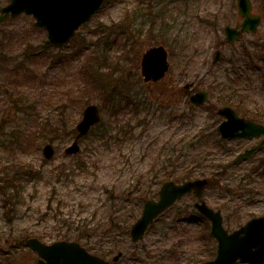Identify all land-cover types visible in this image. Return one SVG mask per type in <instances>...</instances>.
<instances>
[{
    "label": "rangeland",
    "instance_id": "1",
    "mask_svg": "<svg viewBox=\"0 0 264 264\" xmlns=\"http://www.w3.org/2000/svg\"><path fill=\"white\" fill-rule=\"evenodd\" d=\"M251 1L252 11L262 17L257 32L219 46L225 60L210 71L212 53L224 39L222 27L241 21L236 0H104L68 42L49 47L43 43L46 32L31 29L30 15L20 14L0 24V171L11 160H19L38 173H20L22 198L17 206H3L5 194L0 190L3 264H36L37 254L25 239L39 234L43 242L51 243L61 239L58 235L68 226L78 236L71 239L91 252L96 243L105 241L103 256L110 264H198L212 257L216 244L210 226L188 220L195 213L189 197L159 216L140 241L132 243L128 234L142 200L156 198L163 180L150 185L146 194L142 188L165 172L182 181L176 178L183 171V166L177 167L182 161L178 154L188 152L200 136L216 159L207 174L218 166L228 173L221 178L213 173L215 178L204 192L206 203L221 209L224 226L232 230L264 215V178H256L257 170L252 168L264 160V148L231 165L235 155L256 140L230 141L222 149L215 144L221 120L215 109L224 103L212 71L220 74L229 65L226 60L244 46L250 50L255 44L264 46V0ZM7 2L0 0V7ZM154 45L167 49L169 70L161 80L145 82L140 58ZM262 67L263 61L247 69L240 66V87L264 109V87L256 79ZM95 71L110 81V93L116 89L114 99L87 82V75ZM185 84L192 85L189 92L207 90L206 107L213 105L214 111L205 106L190 109L188 94L180 89ZM88 103L100 107L101 123L80 140L77 154L67 156L63 150ZM61 115L73 128L71 136L39 133ZM45 143L55 150L49 160L42 154ZM239 179L240 185L249 180L245 187L251 191L237 190ZM242 194L243 203L238 198ZM119 252L121 256L113 261Z\"/></svg>",
    "mask_w": 264,
    "mask_h": 264
},
{
    "label": "water",
    "instance_id": "2",
    "mask_svg": "<svg viewBox=\"0 0 264 264\" xmlns=\"http://www.w3.org/2000/svg\"><path fill=\"white\" fill-rule=\"evenodd\" d=\"M102 0H10L0 8V23L8 17L14 18L21 13L32 15L35 26L46 30L49 43L59 45L67 42L75 30L92 14L99 9ZM237 15L242 17L241 22L234 26L225 25L223 33L225 40L232 44L241 38L247 31L255 33L261 21L259 14L252 12L251 0H236ZM222 56L220 50L213 52L211 64L216 63ZM169 68L167 50L163 45L147 48L141 55L140 73L144 81L161 79ZM185 87H188L186 85ZM208 98L206 90H199L189 96V102L194 106H202ZM216 113L222 117L217 125V131L222 139L259 138L256 145L238 153L234 162H239L251 156L264 144V125L240 117L230 106H220ZM101 119L100 109L96 104L84 107L80 120L76 123V134L72 142L64 149L66 155L79 151V140ZM43 156L50 159L54 154L51 144H45ZM207 180L194 179L183 183L165 181L158 191V199H146L141 215L130 228V237L133 242L138 241L144 234L147 226L161 212L166 210L177 198L187 192L200 195ZM196 209L211 221L210 234L217 240V255L213 260L202 264H232L236 260L248 264H264V216L248 220L239 229L232 233L222 226L220 211H214L203 201L194 204ZM26 245L36 251L39 259L37 264H108L105 259L87 252L77 242L55 241L44 244L36 238H28ZM120 253L113 257L117 260Z\"/></svg>",
    "mask_w": 264,
    "mask_h": 264
},
{
    "label": "trees",
    "instance_id": "3",
    "mask_svg": "<svg viewBox=\"0 0 264 264\" xmlns=\"http://www.w3.org/2000/svg\"><path fill=\"white\" fill-rule=\"evenodd\" d=\"M159 1V0H157ZM31 29L34 30H40L36 27H34L33 24L30 25ZM219 42V43H218ZM217 42V47H221L225 45L224 41H218ZM44 46H51L47 41L44 40ZM250 46H244L242 51H240L239 54L238 52H235L233 56H231L229 59L226 61L228 62L229 65H227L223 71L218 74L216 71H212V75H214L213 81L216 84V87L219 89V92L221 94V101L226 104V105H231L237 113H239L241 116H244L246 118H249L253 121L256 122H264V109L260 107L259 103L252 99L251 96H249L247 93H244L243 89L240 87V84L242 83V75L243 71L241 70L240 66H244L247 69L248 67H254L258 66L259 61H263L264 63V55L262 51L264 50V46L261 44H255L253 46V49H249ZM237 54V55H236ZM1 55V54H0ZM1 57V56H0ZM259 57V58H258ZM225 59L222 58V60L216 64L219 65L221 62H223ZM214 67V66H213ZM213 67H208L209 71ZM95 74L87 75V82L91 83L96 89H99L100 93L102 95L109 96V98L114 99L115 96L114 91L116 92V89L112 90V93H110V89L112 85H110V81H104L103 77L97 73V71L94 72ZM26 74V73H24ZM105 76V75H103ZM256 79L260 80V84L264 87V68L262 67L259 73L256 75ZM110 85V86H109ZM84 90H88V87L82 88ZM101 91L105 92L102 93ZM185 94L190 93L189 90H184ZM80 98H76L73 100H78ZM72 100V101H73ZM206 107V105H205ZM190 109H194L193 106L189 105ZM211 111H214V106H208L206 107ZM63 110V109H62ZM214 114V112L212 113ZM47 120V119H46ZM45 120V121H46ZM48 121V120H47ZM101 123V122H100ZM47 130V132H52V138L54 136L58 135H67L71 136L73 133V128L70 127L67 123V120L60 116V119L54 123H47V127H43L39 133H42V131ZM50 141L52 140L51 138L49 139ZM227 141L221 140L219 137H216V145L220 146V149L226 147ZM179 156L182 157V161L178 164L177 167H182L181 170H183L180 174L181 175H176L177 179H191V178H196V177H206L208 179V184H210L215 177H213V173H216L221 176H228L227 170L225 167H216L212 172L207 174L208 170L213 168L214 162H215V157L211 155V151H209L208 148V143L200 136L197 140H194L190 143L188 146V152H184L183 154H178ZM189 157V160H186ZM189 161V162H188ZM231 165H234L231 163ZM230 165V166H231ZM220 167V168H219ZM252 168L256 169V178H264V160H259L258 163L254 164ZM252 172V171H251ZM254 172V171H253ZM23 175H32V174H38L29 163L21 162L19 160H11L6 166V169L3 171H0V190L2 191V194H5L3 200H2V205H6L7 207H13L17 206L20 204L21 200L20 196L21 192L18 188L20 186V177L21 174ZM227 173V174H226ZM173 175H171L169 172L162 173V176L159 178V180L155 181V179H149L150 181L142 188V192L146 194V189L152 184L159 183L161 180H166V179H171ZM258 176V177H257ZM247 180L246 183H241V179L237 180V185L238 187L237 190H243L245 191H251L250 188H246L245 186L249 184ZM2 182V184H1ZM149 184V185H148ZM228 192V191H227ZM126 194L125 196H127ZM244 196L242 194L239 197V200L243 203L245 200H241V198ZM126 198L121 200L125 201ZM231 200V199H229ZM120 207V206H119ZM122 210L121 208L117 210V213ZM113 221V220H111ZM71 226H68L65 231L62 232V234L58 235V238L65 239V240H74L78 238L76 235L74 229L71 230L69 229ZM28 235V234H27ZM34 237H37L38 239H41V235L39 234H30ZM70 238V239H69ZM74 238V239H71ZM77 241V240H76ZM103 241V240H101ZM100 242V241H99ZM103 243L100 245L99 243H96V247L93 248L95 251L94 253L99 254L101 256L104 255L103 251ZM89 249V247H86ZM104 257V256H103ZM0 264H3V261L0 259ZM7 264V263H5Z\"/></svg>",
    "mask_w": 264,
    "mask_h": 264
},
{
    "label": "flooded vegetation",
    "instance_id": "4",
    "mask_svg": "<svg viewBox=\"0 0 264 264\" xmlns=\"http://www.w3.org/2000/svg\"><path fill=\"white\" fill-rule=\"evenodd\" d=\"M202 195H204L203 193H202ZM184 197H189V198H191L192 199V201L194 202V201H197L198 200V197H196L194 194H192V193H187V194H185V196ZM192 221H196V222H199V221H205L203 218H201L200 216H197L196 218H194V219H192Z\"/></svg>",
    "mask_w": 264,
    "mask_h": 264
}]
</instances>
